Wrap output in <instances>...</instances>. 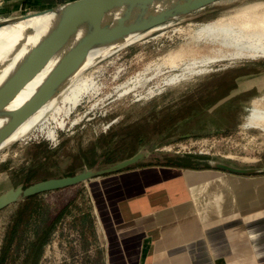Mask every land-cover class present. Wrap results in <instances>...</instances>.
I'll list each match as a JSON object with an SVG mask.
<instances>
[{"label":"rangeland","instance_id":"obj_1","mask_svg":"<svg viewBox=\"0 0 264 264\" xmlns=\"http://www.w3.org/2000/svg\"><path fill=\"white\" fill-rule=\"evenodd\" d=\"M255 1L260 0L217 1L170 25H161V29L156 27L91 66L88 70L93 71L101 91L85 96L65 118L63 128L51 123L57 128L55 140L36 129L23 140L14 138L1 145L0 193L83 168L106 166L140 151H148V156L136 164L158 161L164 153L180 151L235 167L263 168L264 130L248 127L245 122L256 100L264 106V58L215 61L207 65L206 72L177 84L164 83L181 72L170 69L167 55L186 50L200 25ZM201 57L198 53L185 54L188 61ZM96 178L41 193L53 216L63 207L68 211L39 264H103L102 253L91 246L88 188ZM17 210V204L0 210V247L5 228ZM24 245L25 240L18 236L13 244L15 255ZM21 261L22 257H17L7 264Z\"/></svg>","mask_w":264,"mask_h":264},{"label":"crops","instance_id":"obj_2","mask_svg":"<svg viewBox=\"0 0 264 264\" xmlns=\"http://www.w3.org/2000/svg\"><path fill=\"white\" fill-rule=\"evenodd\" d=\"M71 1L0 0V19ZM159 157L90 181L91 246L102 263L264 264V167Z\"/></svg>","mask_w":264,"mask_h":264},{"label":"water","instance_id":"obj_3","mask_svg":"<svg viewBox=\"0 0 264 264\" xmlns=\"http://www.w3.org/2000/svg\"><path fill=\"white\" fill-rule=\"evenodd\" d=\"M217 1L220 0H73L34 12L32 15L54 13V19L46 34L0 84V119H6L0 126V147L23 122L64 87L68 77L92 50L121 43L132 34L166 25ZM157 2L165 3L167 7L154 9ZM24 17L22 14L0 19V27ZM55 58L56 63L34 94L19 108L8 109L20 90ZM147 154L148 151H140L106 166L83 168L73 174L11 187L0 193V210L41 193L120 172L135 165ZM214 165L239 173L262 170L235 167L223 162H214Z\"/></svg>","mask_w":264,"mask_h":264},{"label":"bare ground","instance_id":"obj_4","mask_svg":"<svg viewBox=\"0 0 264 264\" xmlns=\"http://www.w3.org/2000/svg\"><path fill=\"white\" fill-rule=\"evenodd\" d=\"M153 7L161 10L167 5L157 2ZM32 14L34 12L31 11L24 13L25 17L19 21L0 27V84L46 34L54 19V13L50 12ZM162 27L159 26L158 29ZM155 30L156 27L145 33L132 34L121 43L92 50L78 69L68 77L64 84V87L67 88H61L56 95L23 122L7 140L10 141L14 138L23 140L27 137V133L36 129L44 133L46 138L55 140L57 128L55 130L51 123H55V127L63 128L65 118L68 119L72 110L80 104L82 99L90 94L94 95L100 90L93 71L88 69H91V66L95 67L97 63L115 51L140 40ZM192 36L186 44V50L178 49L167 55L166 62L169 61L170 69H181V72L174 73L168 79L165 77L167 79L164 82L166 85L177 84L195 73L197 75L208 71L207 65L211 62L220 60L235 62L241 59L264 58V0L248 3L234 13L203 23ZM187 53H198L202 54L203 57L188 61L185 58ZM56 61L57 58L53 59L37 76L29 81L9 104L8 109L15 110L25 103L46 78ZM246 120V126L264 130V106L259 100L254 102ZM5 121L6 119H0V126Z\"/></svg>","mask_w":264,"mask_h":264},{"label":"trees","instance_id":"obj_5","mask_svg":"<svg viewBox=\"0 0 264 264\" xmlns=\"http://www.w3.org/2000/svg\"><path fill=\"white\" fill-rule=\"evenodd\" d=\"M40 197L41 194H38L15 203L18 210L5 228L0 247V264H7L9 260L14 262L17 257H22L21 264H39L45 247L68 211L66 206L53 216L49 203L42 202ZM18 236L25 240V245L15 255L17 248H13V244Z\"/></svg>","mask_w":264,"mask_h":264},{"label":"built area","instance_id":"obj_6","mask_svg":"<svg viewBox=\"0 0 264 264\" xmlns=\"http://www.w3.org/2000/svg\"><path fill=\"white\" fill-rule=\"evenodd\" d=\"M22 15V14H21ZM170 149H172V148H170ZM175 153H180V151H175ZM188 154H191L190 152H188Z\"/></svg>","mask_w":264,"mask_h":264}]
</instances>
